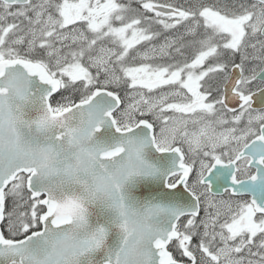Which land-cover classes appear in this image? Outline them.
Returning <instances> with one entry per match:
<instances>
[{
  "label": "snow or ice",
  "instance_id": "1",
  "mask_svg": "<svg viewBox=\"0 0 264 264\" xmlns=\"http://www.w3.org/2000/svg\"><path fill=\"white\" fill-rule=\"evenodd\" d=\"M0 264H264V0H0Z\"/></svg>",
  "mask_w": 264,
  "mask_h": 264
}]
</instances>
